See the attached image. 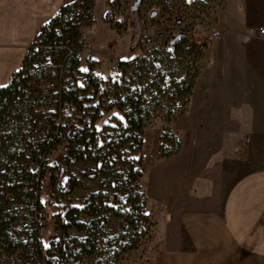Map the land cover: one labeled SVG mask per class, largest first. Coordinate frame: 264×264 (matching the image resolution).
<instances>
[{
  "label": "crops",
  "instance_id": "obj_1",
  "mask_svg": "<svg viewBox=\"0 0 264 264\" xmlns=\"http://www.w3.org/2000/svg\"><path fill=\"white\" fill-rule=\"evenodd\" d=\"M72 2L0 0V85L22 68L41 27ZM259 28L264 29V0H223L212 25L202 31L199 75L177 121L181 148L168 159L186 163L176 172L169 202L158 201L164 242L155 251V264H264V34ZM88 54L100 61L96 51H79L80 65ZM188 121L189 128L204 131L197 135ZM185 136L198 146L182 158Z\"/></svg>",
  "mask_w": 264,
  "mask_h": 264
},
{
  "label": "rangeland",
  "instance_id": "obj_2",
  "mask_svg": "<svg viewBox=\"0 0 264 264\" xmlns=\"http://www.w3.org/2000/svg\"><path fill=\"white\" fill-rule=\"evenodd\" d=\"M85 3L82 17L72 18V24L75 27L72 31L74 36L82 33L90 43L92 42L90 52L93 50L100 53V61L94 60L93 66L102 80L104 94L100 98L95 95L94 90L89 86L87 71H82L87 69L86 62L82 60L80 65L76 54L78 64L66 74L63 88L68 92H76L78 100L83 102L87 110L80 111L77 108L79 103L76 106L65 105L61 124L78 123L86 118L90 120L96 116V108L99 106L100 118L95 121L94 126L102 128L104 135H111L120 125L124 112L129 111L128 106L119 109L117 103L122 102L127 96H134L138 91L143 92L146 97L144 108L149 111V117L143 136V177L140 187L148 219L141 223V238L135 248L120 252L122 247L128 244V237L120 235L121 221L109 213L106 215L108 224L103 230L99 252L75 264H155V251L164 242L160 239L164 211L159 207L158 201L169 202L171 194L175 193V183L178 181L175 179L176 172L180 171L181 164L186 163L181 158L168 160L170 157H161L160 139L163 135L167 136L166 148L171 147L170 136L182 142V131L177 128V121L185 115L188 103L183 102L185 95L182 92L181 82L183 78H186L187 82L195 75H199V63L205 51L202 31L212 25L216 12L223 6V0H85ZM72 7L71 5L70 8ZM108 11L110 22L105 23L102 17ZM174 44L178 46L175 56L170 54ZM154 49L160 51L159 58L162 60L154 76L145 70L138 71L132 61L121 68L117 67L118 60H128L138 56L142 51ZM90 54L88 59L93 60ZM111 68L112 71L109 72ZM39 76L35 81H31V85L26 89L27 92L37 81L40 83ZM178 96L181 99H178ZM26 119L25 140L30 139L36 142V139L39 140L41 137L40 141H43L42 136L48 128L44 127L41 119L34 115L33 109H28ZM186 123L188 127L189 121ZM188 129L194 130L197 135L204 131L189 127ZM166 131L169 132L168 135ZM184 143L183 152L185 153H182V158L187 156L186 153L191 154L198 146L195 140L186 139ZM55 150L50 151L49 165L44 171V177L39 181V199L48 210L51 209L47 206L49 170L53 164H64L61 163L64 148L58 152ZM120 151L122 154H129V144L122 147ZM114 159L117 169L127 175L130 167L122 163L117 156ZM165 160L168 161L161 163ZM2 171L3 169L0 168V173ZM95 171L96 168L92 162L79 163L69 168V172L81 182V186L70 196L71 204L82 207L90 194L100 190V183L103 180L101 174H97L98 178L95 181L85 177ZM29 172L31 176L36 173L32 163L29 164ZM58 181L64 182L62 175L59 176ZM159 182L163 183L161 185L163 187L166 185V188L159 189ZM178 184L180 185L179 182ZM119 196L125 197L124 194ZM52 211L56 212V209ZM80 220L89 221L83 215L80 216ZM45 230L47 236L51 234L63 236L53 224L46 226ZM67 237L83 240L85 235L69 230ZM113 251L120 252L117 260H113ZM16 255L4 253L0 257V262L10 264Z\"/></svg>",
  "mask_w": 264,
  "mask_h": 264
},
{
  "label": "trees",
  "instance_id": "obj_3",
  "mask_svg": "<svg viewBox=\"0 0 264 264\" xmlns=\"http://www.w3.org/2000/svg\"><path fill=\"white\" fill-rule=\"evenodd\" d=\"M71 5L60 10L59 14L49 23L43 25L39 31L38 38L48 44H60L62 38L56 36L54 29L57 26L63 28L64 33L74 38L72 30L73 20L70 14ZM108 11L102 21L110 22ZM64 15V20L61 18ZM71 43V42H70ZM178 46L174 44L170 54L175 56ZM160 51L157 49L142 51L138 56L128 60H119L118 68L127 65L131 61L135 68L145 70L150 75L158 71L161 59ZM75 52L66 61L65 77L69 70H73L78 64ZM36 55L33 48L23 61L22 68L14 73L9 83L0 87V257L4 253L14 254L22 247L20 233L15 229L14 222L17 218L15 209L22 205L28 212V221L32 219L33 206H39L42 201L39 199V181L44 177V171L49 165L48 157L50 151L57 149L64 144V155L60 163L53 164L49 170V190L56 193L55 199L48 205L47 218L53 220L54 226L63 234L51 235L44 242V255L39 254L45 264H75L84 258L90 257L99 252L102 244L103 230L108 224L106 215L112 213L121 221V236L128 237V244L123 246L120 252L132 250L140 241L141 223L147 220L145 214V200L141 194L140 181L143 177V147L146 122L149 111L144 108L146 97L142 91L136 92L134 96H127L122 102L117 103L119 109L128 106L129 111L124 112L120 119V125L115 128L111 135H104L102 128L94 126L95 121L100 118V107L96 108V116L92 119L86 118L82 122L68 125L56 124L62 118V108L65 105L76 106L80 111L87 108L78 100L76 92H68L62 88L60 97L56 98L55 111L50 116L48 131L43 134V141L36 139L25 140V129L28 109H33L34 115L41 119L39 113L40 96L39 81L28 92L26 89L35 81L38 76H43L40 71L32 68ZM94 60L87 59V80L89 86L94 90L95 95L100 98L104 91L102 80L94 68ZM64 77V79H65ZM186 82L182 80V92L185 95L183 102L187 104L190 100L195 79ZM64 84V82H63ZM138 97V98H134ZM178 99H181L178 96ZM91 107V106H89ZM168 135V131L165 132ZM167 137V136H166ZM166 137H161L160 155L167 158L177 154L181 143L177 138H172L171 147L166 148ZM38 143V145L36 144ZM129 144L130 153L122 154L121 149ZM127 164L129 172L123 174L117 169L114 157ZM92 162L96 171L85 177L95 181L97 174H101L103 180L100 183V190L92 193L83 202L82 207L71 204L70 196L81 186V182L69 172V168L79 163ZM39 165L40 172L30 175L29 164ZM54 174H57L55 177ZM64 178L59 183V176ZM27 190L28 192H25ZM124 194L121 198L119 195ZM13 198L7 200V196ZM52 209H56L52 211ZM125 209V210H123ZM86 216L89 221L82 222L80 216ZM75 230L83 233L85 238H68V231ZM47 245V247H45ZM119 251H113V260H117Z\"/></svg>",
  "mask_w": 264,
  "mask_h": 264
},
{
  "label": "built area",
  "instance_id": "obj_4",
  "mask_svg": "<svg viewBox=\"0 0 264 264\" xmlns=\"http://www.w3.org/2000/svg\"><path fill=\"white\" fill-rule=\"evenodd\" d=\"M85 4V0H73L71 3L73 7L70 9L71 17H82ZM61 18L63 19L64 15ZM54 32L57 37L62 38L60 44L44 43L41 38L37 37L31 46L33 53L36 55L32 68L40 71L43 76L39 83L40 107L38 111L41 114L42 123L46 127L49 126L51 121L50 116L55 111L56 98L60 97V93L62 92L68 57L74 52L75 54L79 51L90 52L92 48V44L82 33H78L71 40V35L64 33L61 26L55 27ZM258 32L263 35L264 29L259 28ZM218 36L219 32L213 33L214 38ZM111 71L112 68L109 72ZM57 122L56 124H61V117ZM63 146L64 144L59 145L55 151L58 152V150L63 149ZM34 167L37 173L40 172L39 165H34ZM54 176L56 177L57 174H54ZM25 192L28 191L25 190ZM47 197L48 206L55 199L56 193L49 190ZM6 198L9 200L13 197L8 195ZM31 211L33 214L32 219L28 221V212L25 211L24 206L19 205L15 209L17 218L14 222V227L20 233L22 247L14 253L17 255L14 256L10 264H45L39 259V254L44 255L43 242L49 237L45 229L46 226L53 224V221L46 217L49 210L43 203L39 206H33ZM1 262L0 264H5V262Z\"/></svg>",
  "mask_w": 264,
  "mask_h": 264
},
{
  "label": "snow or ice",
  "instance_id": "obj_5",
  "mask_svg": "<svg viewBox=\"0 0 264 264\" xmlns=\"http://www.w3.org/2000/svg\"><path fill=\"white\" fill-rule=\"evenodd\" d=\"M82 71H87V69H82ZM0 87H4V86L3 85H0ZM45 247H47V245H45Z\"/></svg>",
  "mask_w": 264,
  "mask_h": 264
}]
</instances>
